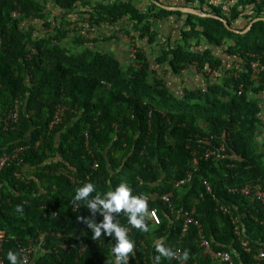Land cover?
<instances>
[{
  "label": "trees",
  "instance_id": "1",
  "mask_svg": "<svg viewBox=\"0 0 264 264\" xmlns=\"http://www.w3.org/2000/svg\"><path fill=\"white\" fill-rule=\"evenodd\" d=\"M157 1L221 19L165 10L153 0H0V158L24 148L20 159L0 172L4 264H10V250L21 260L23 246L34 247V264H115V234L94 241L92 230L77 220L91 217L99 224L103 214H93L83 202L77 208L73 200L85 183L95 185L93 195L103 196L121 182L133 195L158 194L149 205L161 221L146 222L148 232L128 233L135 245L128 264H155L157 242L188 253L186 261L162 258L160 264L213 263L199 246L196 227L182 235L183 221L159 197L168 192L174 194V209L194 213L214 248L237 250L243 264H258L254 253L243 252L235 228L245 225L257 252L258 241L264 244V206L229 189L264 187V153L258 147L264 131V20L246 34L234 31L264 18V0ZM164 24L173 25L172 37ZM104 26L108 33L100 29ZM122 40L137 42L128 68L111 52L96 49L99 42L113 48ZM142 46L161 51L158 65L171 66L174 76L187 69L202 75L208 66L221 77L215 82L206 77L205 86L178 94L156 75ZM257 61L263 69L254 80ZM238 65L245 70L238 72ZM17 102L19 121L11 123ZM58 107L65 109L63 121L50 128ZM222 146L221 156L203 158L207 149ZM57 154L62 160L49 163ZM195 158L199 165L191 181L176 188ZM96 162L99 168L93 170ZM38 165L47 171L39 176L41 184L49 181L42 195L34 180L28 185L16 178L24 166ZM17 205L23 213L15 211ZM114 216L122 227L131 226L123 213ZM41 250L45 253L35 257Z\"/></svg>",
  "mask_w": 264,
  "mask_h": 264
},
{
  "label": "clouds",
  "instance_id": "2",
  "mask_svg": "<svg viewBox=\"0 0 264 264\" xmlns=\"http://www.w3.org/2000/svg\"><path fill=\"white\" fill-rule=\"evenodd\" d=\"M136 52H137V50L135 51V53ZM135 53H134V58H132L133 61L135 60ZM206 67H208V66H206ZM203 69H202V74L204 73ZM203 76L208 77L207 75H205V73L203 74ZM219 78L216 79V80H219ZM216 80H214V81L211 80V81L215 82ZM17 104L19 105V103L17 102L15 104V106H14L13 111L15 110ZM19 107H20V105H19ZM59 108H62V107H58V109ZM58 109H57V111H58ZM62 109H64V108H62ZM55 114H54V116H55ZM9 116H8V120H9ZM53 120H54V117H53ZM53 120H52V122H53ZM10 122L14 123L12 121H10ZM52 122H51V124H52ZM51 124H50V128H53L54 126H51ZM6 125H9V124H6ZM19 148H21V147H19ZM225 150L226 149H225L224 146H222L220 148V150L207 149L203 158L204 159L206 158L207 160H210L212 157H215V156L219 157V156H221V154L223 152H225ZM6 154H11V153H6ZM96 163H98V162H96ZM198 165H199V160L197 158H195L192 170L188 171L187 177L184 178V179L188 178V174L189 173H191V179H192L193 174L198 169ZM93 170H96V169H93ZM58 173H60V172H58ZM18 174L19 175L16 176V178L22 179V175L23 174H21V173H18ZM184 179H182V180H184ZM191 179H190V181H191ZM180 181H177L175 183V187L176 188H179V187L182 186V185L177 186V184ZM190 181H188V182H190ZM188 182H186V183H188ZM205 184L207 186V191L211 192L212 189L210 188L208 183H205ZM95 192H96V187H95V185L93 183H85L83 186L78 187L75 190V197H74V200H73V204L76 205L77 208H78L79 207V203L78 202H83L88 208L91 209L93 214H95L96 212L102 213L103 216H104L103 222L98 224L91 217H84V216H78L77 220L79 222L86 223L88 228L92 230V232L94 233L93 236H92V239L94 241H97V240H99L102 237V232L104 234H106L107 236H109V237H111L113 235V233H114L115 237H116V240H117V243L115 244V246L112 247V253L115 256V264H128V261L131 259V255H134V247H135V245H134V242L131 239H129V237H128V229H126L125 227H122L120 223L114 222V220H115L114 214L123 213L127 217L128 224H130L133 228H136V229H138V230H140L142 232H148L149 231V227H148V224L146 222H148L150 224H155V223H152L148 219L149 210L156 209L154 207H150L151 204L149 205V203L151 201H153L158 194L154 195V196L133 195V190H132V188L130 187V185L127 182H121L114 190L107 191L103 196H101L99 193H96V195H93V193H95ZM168 194H172L170 196L171 203L169 204V206L172 209V213H176L177 218L181 219L183 221V223H184V227H183V230H182V235L183 236H187L189 234L190 230H191V227H193V226L196 227L195 224L188 223L187 219L183 216L184 213L188 212L189 215L193 219L197 220L201 224V226H202L201 228L203 229L204 234L207 237L206 229L204 228L202 223L196 218V216L194 215L193 212L186 211L183 207L180 208V209H177L175 207V209H174V205H173V201H172L173 198H174V194L172 192H168L167 194H164V195L159 196V197L161 198L162 201H164L163 197L165 195H168ZM15 211L18 212V213H23V206L22 205H17ZM157 212H158V210H157ZM152 214L155 215L154 212ZM56 215H58V214L55 212L54 216H56ZM158 215H159V212H158ZM159 218H160V215H159ZM160 222L158 224H160ZM131 226H129V227H131ZM197 231H198V237H197V241H198V238H199V229L198 228H197ZM0 235L3 236L2 233ZM212 245H213V242H212ZM23 247H26V248H29V249L31 248L33 250V252L30 254V258H29V262L28 263L29 264H34V262H35V259H33L34 251H35L34 247L33 246H23ZM155 251L158 253V255H156L154 257L155 264H160V261H161L162 258H166L168 260H171V259L174 258V259H180L181 261H186L188 259V253L187 252L183 253V250H181V249H178V251H173L171 248H169L168 245L165 246L163 244V242H157L155 244ZM7 259L10 262V264H23L22 256H21V260H20L18 258V254L14 253L11 250L7 253Z\"/></svg>",
  "mask_w": 264,
  "mask_h": 264
},
{
  "label": "built area",
  "instance_id": "3",
  "mask_svg": "<svg viewBox=\"0 0 264 264\" xmlns=\"http://www.w3.org/2000/svg\"><path fill=\"white\" fill-rule=\"evenodd\" d=\"M252 68H253V79L254 80H258L259 79V74L260 71L263 69V66H261V64L257 61L254 62L252 64ZM236 70L238 72H241L244 69V67L242 66H237ZM203 72L211 78V80H216L220 77V72L217 69H213L211 67H205L203 69ZM239 94H241V92H239ZM65 109L59 108L58 111L56 112L55 116H54V120L51 124V126H55L57 124H59L62 121V118L64 116V112ZM19 105L17 104L15 110L10 114L9 116V120L16 123L19 120ZM24 151V148H18L16 149L13 153L11 154H5L1 159H0V171L7 166L9 163L14 162L16 160L20 159V155L22 154V152ZM22 162V161H21ZM99 168V163H95L93 169H98ZM19 174L17 173L16 176H18ZM191 179V173L188 174V178L181 180L177 186L183 185L186 182L190 181ZM230 192L233 193H239L244 195L245 197H249L252 201H258L259 203H261L264 206V187L259 184V183H249L247 185H245L242 188H230L229 189ZM172 194H168L165 195L163 197V200L170 204L171 203V196ZM149 200V199H148ZM218 204H220L219 201H217ZM221 210L224 213H230V207L225 206V205H221ZM155 213V215H153L152 213ZM183 216L187 219V222L190 224H195V226L199 229V238H198V242H199V246L203 249V252L206 256H208L213 264H237L241 259H240V254L237 250H234L232 253L229 251H223V250H217L213 247L212 242L205 236L203 229L201 228V224L193 219L188 212L184 213ZM148 219L155 224H158L160 222V218L158 215V212L156 209H151L149 210V215H148ZM104 220V218H103ZM103 220L101 222H103ZM100 222V223H101ZM264 225V221L261 222ZM132 226L131 227H127L126 229H128V233L131 232L132 230ZM235 232L237 234V236L239 237V239L241 240V248L243 250V252L249 254V253H254V261L258 262V264H262L264 262V244L262 243V240L260 239L258 241V246L260 247L259 250L254 251L253 248H251L250 246V242L246 239L247 236V232H246V227L244 224H239L237 225V227L235 228ZM103 235V232H102ZM2 235H0L1 237ZM101 239V238H100ZM2 244V239L0 238V246ZM100 244V243H99ZM21 252V256H22V262L23 264H29V258H30V254L33 252V250L30 248H26V247H22L20 249ZM180 252V251H179ZM239 255V256H238ZM235 256L238 258V261L235 260ZM0 264H4L1 260H0ZM240 264H243L240 261Z\"/></svg>",
  "mask_w": 264,
  "mask_h": 264
},
{
  "label": "crops",
  "instance_id": "4",
  "mask_svg": "<svg viewBox=\"0 0 264 264\" xmlns=\"http://www.w3.org/2000/svg\"><path fill=\"white\" fill-rule=\"evenodd\" d=\"M56 10V9H55ZM58 13V11H56ZM172 37V35H171ZM124 40H126L124 38ZM121 43V45L124 47V41H120L118 44H116V42L113 43V48H111V43H109L110 47L108 46L107 47V50H109L113 57L116 58L118 61H120L121 63L124 64V67L128 68L132 62H133V59H131L130 62H127V61H124L123 59H118L116 56L118 57H121V58H125V47H124V51L121 49V47L119 46ZM148 51V53L151 55V58H150V64L152 65V68H155L154 69V72L156 73V75L158 74L159 76H161L162 78H166L165 80H167V82H170V86L171 87H175V91L178 92V94H180V90L183 88H190V89H193V90H197L199 89L200 87H203L205 86V82L206 81V77L205 76H202L201 74H199L197 71H193V69H187V70H184L182 71V73L180 75H175L172 73V68L170 66V68L167 66V67H160L158 65V62L156 60V56L157 54H160L161 51H159L158 49L156 50H153V49H150V48H147L146 49ZM158 50V51H157ZM125 53V54H124ZM128 60V59H127ZM169 68V69H167ZM193 72H195L196 74L200 75L201 78H202V83L201 82H198L196 79L194 80L193 79ZM155 79V76L153 74H151V77H150V81L152 82L153 80ZM193 79V80H192ZM263 108H264V102H263ZM263 118H264V111H263ZM261 133L259 134L258 136V147L262 150V152L264 153V131H260ZM59 160H62L60 158V156L57 154L55 157H50L48 159V162L49 163H52V162H58ZM43 167L41 166H37V167H31V166H24L23 170H22V179H25L27 182H30L31 180H34L35 183L37 184V191H38V194L37 195H42V194H45L47 191L45 189H47L46 187H48V182L47 180H45L43 182V185L41 184V180L39 178L40 175H43V171L44 172H47L45 171V168L44 170H42ZM39 170V174L37 175L35 173V170ZM58 175V174H57ZM32 183V181H31ZM30 183V185H31ZM16 190L13 191V193L15 195H18L20 193H15ZM3 234V233H2ZM4 235V234H3Z\"/></svg>",
  "mask_w": 264,
  "mask_h": 264
},
{
  "label": "rangeland",
  "instance_id": "5",
  "mask_svg": "<svg viewBox=\"0 0 264 264\" xmlns=\"http://www.w3.org/2000/svg\"><path fill=\"white\" fill-rule=\"evenodd\" d=\"M94 1H97V0H94ZM108 1H112V0H108ZM165 1V0H164ZM81 27L82 26H85L84 24H81L80 25ZM170 29V31H169V29ZM102 31H104L105 33H108L109 31H108V27L107 26H104V27H101L100 28ZM110 29V31H111V28H109ZM171 29H173V25L171 24V27L169 26V24L167 25V24H164V30L166 31L165 32V34H166V36H170V35H172V31H171ZM116 34H118V30H116ZM93 38H95L96 37V35H91ZM125 39H127V41H128V38L126 37V36H124V35H122ZM176 36H178L177 34H176ZM133 43V44H132ZM137 42H134V41H132L131 43H129V44H127V43H125L124 44V47H125V58H121V57H118V56H116L118 59H123L124 61H127V62H130L131 61V59L132 58H134V53H135V51L137 50ZM110 47V45H109V43H107V42H99V44H97V46H96V49L97 50H103V51H106V52H110L109 50H107V47ZM120 47H121V49L124 51V47L121 45V43H120V45H119ZM143 48H145V49H147L146 47H144V46H142ZM153 50H156V48H154ZM158 51V50H157ZM128 59V60H127ZM193 71H195L196 72V69H193ZM195 72H193L192 74H193V79L195 80H197L198 82H201L202 83V78H201V76L200 75H198V74H196ZM204 74V73H203ZM203 74H202V76H203ZM206 75V74H205ZM221 77V76H220ZM192 79V80H193ZM216 81H218V80H216ZM184 88L182 87V90H183ZM53 163V162H52ZM35 173L38 175L39 174V170H35ZM51 176V175H50ZM48 178H51V177H48ZM52 180H53V182H55V180H56V178H51ZM28 183V185H30V182H27ZM31 188H28V190H30ZM239 221L241 222V219H239ZM45 252L43 251V250H41L39 253H36L35 254V257H39V256H41V255H43Z\"/></svg>",
  "mask_w": 264,
  "mask_h": 264
},
{
  "label": "water",
  "instance_id": "6",
  "mask_svg": "<svg viewBox=\"0 0 264 264\" xmlns=\"http://www.w3.org/2000/svg\"><path fill=\"white\" fill-rule=\"evenodd\" d=\"M153 2L158 5L159 7L165 9V10H169V11H179V12H183V13H186V14H193V15H196V16H201V17H213V18H218V19H221L219 17H216L214 15H211V14H206V13H201L200 11L196 10V9H192V8H182V7H170V6H165V5H162L161 3H159L157 0H153ZM264 20V18H257L255 20H253L250 25L248 26V28L244 31H237V30H234L236 33H241V34H246L250 31L251 27L254 25V23L258 22V21H262ZM224 24L227 26V28L229 29L230 26L228 25V22L226 20H223Z\"/></svg>",
  "mask_w": 264,
  "mask_h": 264
}]
</instances>
